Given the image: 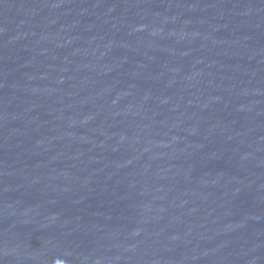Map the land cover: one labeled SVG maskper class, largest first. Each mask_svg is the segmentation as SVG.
<instances>
[{"label":"water","instance_id":"obj_1","mask_svg":"<svg viewBox=\"0 0 264 264\" xmlns=\"http://www.w3.org/2000/svg\"><path fill=\"white\" fill-rule=\"evenodd\" d=\"M0 264H264V0H0Z\"/></svg>","mask_w":264,"mask_h":264}]
</instances>
